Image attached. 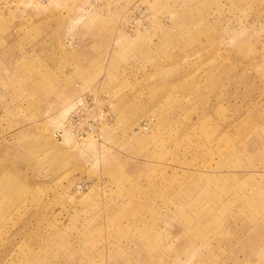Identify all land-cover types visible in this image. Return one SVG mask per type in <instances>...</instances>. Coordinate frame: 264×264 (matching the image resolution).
Masks as SVG:
<instances>
[{"label": "rangeland", "instance_id": "obj_1", "mask_svg": "<svg viewBox=\"0 0 264 264\" xmlns=\"http://www.w3.org/2000/svg\"><path fill=\"white\" fill-rule=\"evenodd\" d=\"M0 264H264V0H0Z\"/></svg>", "mask_w": 264, "mask_h": 264}, {"label": "built area", "instance_id": "obj_2", "mask_svg": "<svg viewBox=\"0 0 264 264\" xmlns=\"http://www.w3.org/2000/svg\"><path fill=\"white\" fill-rule=\"evenodd\" d=\"M113 119L108 99L88 93L74 103L66 119L53 132V137L60 141L73 139L75 142H82L95 136Z\"/></svg>", "mask_w": 264, "mask_h": 264}]
</instances>
